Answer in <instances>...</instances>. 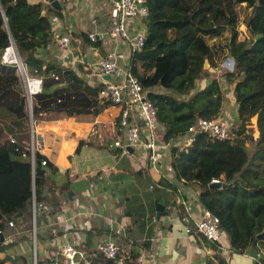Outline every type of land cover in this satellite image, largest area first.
I'll return each mask as SVG.
<instances>
[{"label": "trees", "instance_id": "1", "mask_svg": "<svg viewBox=\"0 0 264 264\" xmlns=\"http://www.w3.org/2000/svg\"><path fill=\"white\" fill-rule=\"evenodd\" d=\"M145 1L148 6L144 20L146 37L142 48L132 54L130 63L133 72L148 88V97L164 127V140L182 134L198 117L221 115L224 105L221 81L212 77L203 86L196 87V80L205 76V71L210 72L203 66L205 60L209 67L216 68L225 56L232 57L233 65H226L225 73L226 82L233 84L237 104V120L230 137L219 139L199 132L190 145L171 147L172 166L177 172L182 159L198 165L199 170L192 178L200 186L199 203L219 217L221 228L229 236L231 251L248 250L264 264V238L256 237L264 229V31H252L248 25L253 17L263 19L264 25V8L260 4L263 0ZM238 3L252 8L245 20L252 34L248 37L245 33L243 39L238 38L234 23ZM48 11L55 15L62 13L45 0H0V111L12 116L7 127H0V152L6 159L4 162L7 161L0 167V228L9 219L16 221L15 214L20 211L23 219L30 215L33 197L43 208L45 204L59 202H54L53 192L61 195L70 186L68 173H60L44 153L35 151L32 189L31 165L19 160L23 153L29 154V139L25 141L18 135H27L22 130L28 114L16 63L1 61L11 37L29 74L42 79L41 90L33 94L34 116L53 111L69 115L94 111L104 102L98 95L100 84L89 83L73 68L61 67L44 55L53 38ZM84 35L93 45L99 43L91 42ZM222 49L226 51L221 55ZM40 50L43 54H39ZM83 143L84 140L79 141L76 151ZM42 158L46 159L44 165L40 162ZM7 165L8 173L12 174L8 176L14 181L6 178L8 182L4 186L1 182ZM20 173L28 180L21 188L15 180ZM212 178L228 184L211 185ZM149 181V184L159 182ZM10 183L12 185L8 186ZM109 233L118 234L112 230ZM6 247V243L0 244V253ZM128 254L126 263L138 264L137 253ZM6 256L0 257V264ZM97 260H100L97 264L109 262L104 257ZM14 261L27 264L23 255H16ZM36 261L50 264L52 260L37 256ZM205 264H227V261L207 256Z\"/></svg>", "mask_w": 264, "mask_h": 264}, {"label": "crops", "instance_id": "2", "mask_svg": "<svg viewBox=\"0 0 264 264\" xmlns=\"http://www.w3.org/2000/svg\"><path fill=\"white\" fill-rule=\"evenodd\" d=\"M58 1L61 8L56 9L62 13L55 15L52 11L47 12L51 30L52 33H68L71 43L63 48L56 46L55 40L51 39L44 55L61 67L73 68L78 75L95 85L98 82L92 76L98 77V74L90 63L97 55H104L115 41H100L93 45L84 34L89 28L107 26L108 2ZM117 48L118 59H122L126 53L125 45L119 43ZM219 73L210 71L203 77L207 80V76L213 75L221 81L226 99L221 114L229 120L232 116L230 108L235 103L233 84L226 82L223 71ZM197 80L196 87L205 83H197ZM118 113L117 105L103 102L94 111L72 115L53 111L48 113V117L38 120L37 131L42 132L44 138L41 152L54 163L57 171L68 173L70 186L67 191L71 190V194L65 196V191L61 197L55 191L53 199L58 203L45 204L43 208L37 206L36 211L42 217L40 226L37 219L25 220L23 213L18 212L17 220L10 229L12 240L0 253V257L7 255L1 264H17L11 254L23 255L27 264H32L34 245L36 257L51 260L65 243L78 245L79 249L88 253L97 241L108 237L124 251L130 250L137 255L145 252L142 264H205L207 256L224 258L227 264H259L248 250L240 253L231 251L226 232L217 240L206 239L198 233H193V237L187 234L184 215L194 219L203 207L197 198L200 186L192 178L199 170L198 165L194 167L182 159L179 170L176 172L173 169L174 152L171 147L176 145L177 137L164 140L168 148L160 152L164 177L147 163L141 149L129 147L123 153L119 147L112 145V129L122 138V134L113 128ZM161 130L164 133L162 124ZM80 140L84 143L76 151ZM150 179L159 181L156 187H149ZM22 223L29 226L22 227ZM154 223L157 228L153 227ZM110 230L118 234L112 236Z\"/></svg>", "mask_w": 264, "mask_h": 264}, {"label": "built area", "instance_id": "3", "mask_svg": "<svg viewBox=\"0 0 264 264\" xmlns=\"http://www.w3.org/2000/svg\"><path fill=\"white\" fill-rule=\"evenodd\" d=\"M45 1L49 2L48 0ZM107 2V26L104 28H89L85 33L91 42L115 41V44L104 55H97L90 63V66L97 71L101 80L98 90L99 97L102 101L119 107V113L113 128L122 134V138L112 129V145L119 147L123 153L127 152L129 147L141 149L146 156L144 158L147 163L160 176L164 177L166 174L162 172L159 157L160 152L162 153V150L165 152L168 148V143L164 141V133L157 118L155 105L148 97V88L141 83L139 76L133 72L130 63L132 54L140 50L144 44L146 37L144 20L148 14V6L145 0H107ZM95 21L96 19L93 18L92 22L95 23ZM139 22L142 23V26H137ZM53 32L52 40H55L56 46L67 48L70 45L71 38L68 33ZM119 43L124 44L126 48V53L122 59H118L117 45ZM1 61L16 63L18 73L22 77L25 109L31 124L30 139L27 142L29 154L23 153L22 157L29 159L33 178L35 151H41L44 146L43 133L37 131L32 112L33 94L41 90L42 79L36 74L30 75L22 60L18 59L17 62L8 59L5 50L1 55ZM105 75H107V78ZM30 81L32 87L29 86ZM199 132L207 133L219 139L229 138L231 134L230 121L222 114L212 118L198 117L182 134L177 136L176 145H190ZM40 162L44 165L46 159L42 158ZM216 181L219 180L217 178L211 179V182ZM155 184L152 182L149 187L153 188ZM41 204H36L33 197L32 216L35 215L37 206L40 207ZM183 219L186 223L185 231L192 237L194 236L193 233H198L209 240H217L224 233L219 224V217L206 207H202L201 213L194 219L189 215H184ZM14 224V220L9 219L0 228V244L12 240L10 229ZM153 227L157 228V224L154 223ZM77 246L70 243L61 245L50 264H97L96 261H100L97 259L102 257L109 260L108 264H127L128 253H130V250H128V253L125 252L110 237L97 241L88 253ZM76 253H78L77 259L75 258ZM10 257L15 260L16 254H11ZM144 257L145 252H140L135 258L136 262L142 264ZM252 257L256 263L262 264L255 256L252 255ZM32 264H37L35 245Z\"/></svg>", "mask_w": 264, "mask_h": 264}, {"label": "rangeland", "instance_id": "4", "mask_svg": "<svg viewBox=\"0 0 264 264\" xmlns=\"http://www.w3.org/2000/svg\"><path fill=\"white\" fill-rule=\"evenodd\" d=\"M260 4H261V7H263L264 8V0L263 1H260ZM251 9L252 8H249L248 6H246V4H244V3H238V4H236V6H235V14H234V23H235V26L238 28V31H239V34H238V38L239 39H243L246 35H245V33L248 35V37L252 34V32H250L249 31V28L250 27H247L246 28V26H245V20L246 19H248V17L250 16V14H251ZM248 25H251V27H252V31H264V25H263V19L262 20H258V19H256V17H253V18H251V21H250V24H248ZM137 26H142V23L141 22H139L138 24H137ZM245 26V27H244ZM10 46V45H9ZM225 51H226V49H222L221 50V52H220V54L222 55V54H224L225 53ZM228 56V55H227ZM227 56H225L224 57V59L227 57ZM223 59V60H224ZM223 62V61H222ZM226 65H229V63H226L225 65H220L219 67H217V68H210L209 67V65L207 66V67H205L207 70H210L213 74L215 73V71H216V73H219V72H222L223 71V73H226ZM219 74H221V73H219ZM19 80H20V86H21V89H22V91H23V81H22V77L19 75ZM208 78H206L207 80H205L204 78L205 77H203V78H200V79H198L197 81V83H203V81H205V83H207L212 77H214L213 75H211V76H207ZM92 79L93 80H95L96 82H98V83H100V80H99V78L98 77H95V76H92ZM200 81V82H199ZM204 83V84H205ZM203 84V85H204ZM223 101H224V103L226 102V99H225V96H223ZM227 108H228V106H227ZM236 108H237V104H236V102L231 106V108H230V111L232 112V116H231V119H229V121H230V127L232 128V125L236 122V120H237V113H236ZM48 115H50V114H48V112L47 113H42V114H39V115H37V116H34L33 115V118H34V123L35 124H37V122H38V120L40 119V118H46V117H48ZM234 118V119H233ZM253 121H255V120H253L252 119V123H253ZM10 122H12V116H10L9 115V113L8 112H6V111H0V127H2V125L4 126V127H7V125L10 123ZM24 131V133H26L27 135H24V134H18V135H22V139L24 140L25 139V141H27L28 139H30V131H31V124H30V122H29V119H27V121H26V126L24 127V129L22 130V132ZM256 131V130H255ZM255 134V133H254ZM256 136V135H255ZM254 136H253V134L251 135V138H253ZM29 141V140H28ZM27 141V142H28ZM252 142H253V139H252ZM252 142H250L249 141V144L250 145H252ZM180 145V144H179ZM11 158H14V156H11ZM4 160H6L5 158H4V156H3V152H0V167L2 166V168L6 165V162H4ZM19 160H21L20 162L22 163V164H24V163H29V159L27 158V157H20V159ZM190 164V163H189ZM191 165L192 166H194V167H197V164L196 163H191ZM8 169L10 170V168H9V166L7 165L6 167H5V172H4V179L2 180L3 182H1V184L2 185H4V186H6L7 185V182L9 181H14V179L13 178H11V177H9L10 175H12L11 173H8ZM198 170V169H197ZM196 170V171H197ZM8 174H9V176H8ZM18 174H19V170H18ZM187 174V173H186ZM29 175H30V185L32 186V175H31V170H30V173H29ZM24 176L25 175H23V173H20V175H18L17 177H16V183L19 185V188H21L22 186H24V184L26 183V182H28V180L26 179V178H24ZM6 178H8V181L6 180ZM10 185H12V183H10V184H8V186H10ZM8 206L9 207H12V204H8ZM29 218L31 219V220H36L37 219V225H39L40 224V220L42 219V217H41V213L40 212H38V211H36V217H35V215L34 216H32V211H31V214L30 215H28L27 214V217L25 218V220L26 219H28V221H29ZM32 225H33V222H32ZM21 226L22 227H28L29 225L26 223V224H24L23 225V223L21 224ZM40 226V225H39ZM39 226H37V228H38V230H39ZM38 248L40 249V246L38 245Z\"/></svg>", "mask_w": 264, "mask_h": 264}, {"label": "water", "instance_id": "5", "mask_svg": "<svg viewBox=\"0 0 264 264\" xmlns=\"http://www.w3.org/2000/svg\"><path fill=\"white\" fill-rule=\"evenodd\" d=\"M49 2H50L53 6H55V8H61V5L59 4V1H58V0H49ZM42 13H44V12H42ZM257 36H258V35H257ZM10 45H12V46H14V47L16 48L15 43H14V40L12 39V37H11V44H10ZM16 52H17V55H18L19 60L21 61V57H20V54H19L17 48H16ZM222 63H223V64L229 63V66L232 67V65H233V60H232L231 55H228V56L223 60ZM208 65H209V64H208V61L205 60L203 66H204V67H207ZM205 74H208V71H205ZM105 77L107 78V75H105ZM232 181H233V180H231V182H232ZM227 184H228V183H225V182H222V181L211 182V185H217V186H225V185H227ZM67 194H71V190H69V191H67V192L64 193L65 196H66ZM19 213H20V212H19ZM19 213L15 214V217H18V214H19ZM256 237L259 238V239H263V238H264V229H263L260 233H258V234L256 235ZM75 258H76V259L78 258V253L75 254Z\"/></svg>", "mask_w": 264, "mask_h": 264}, {"label": "bare ground", "instance_id": "6", "mask_svg": "<svg viewBox=\"0 0 264 264\" xmlns=\"http://www.w3.org/2000/svg\"><path fill=\"white\" fill-rule=\"evenodd\" d=\"M6 57L10 60H16L18 62V55H17V52H16V48L12 45L8 46L6 49ZM29 86H33L32 85V82L30 81L29 83Z\"/></svg>", "mask_w": 264, "mask_h": 264}, {"label": "clouds", "instance_id": "7", "mask_svg": "<svg viewBox=\"0 0 264 264\" xmlns=\"http://www.w3.org/2000/svg\"><path fill=\"white\" fill-rule=\"evenodd\" d=\"M222 65H223V63H222Z\"/></svg>", "mask_w": 264, "mask_h": 264}]
</instances>
